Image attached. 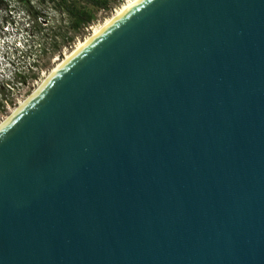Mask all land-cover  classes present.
<instances>
[{
    "label": "water",
    "instance_id": "water-1",
    "mask_svg": "<svg viewBox=\"0 0 264 264\" xmlns=\"http://www.w3.org/2000/svg\"><path fill=\"white\" fill-rule=\"evenodd\" d=\"M39 87L0 264H264V0H138Z\"/></svg>",
    "mask_w": 264,
    "mask_h": 264
},
{
    "label": "rangeland",
    "instance_id": "rangeland-1",
    "mask_svg": "<svg viewBox=\"0 0 264 264\" xmlns=\"http://www.w3.org/2000/svg\"><path fill=\"white\" fill-rule=\"evenodd\" d=\"M29 1L31 8H26L19 0H8L15 6L16 11L21 10L28 22L26 43L29 47L26 50L28 56L26 61L32 64L34 49L39 60V69L35 67L28 75L36 78L40 84L44 76L63 60L66 53L71 52L79 41L91 35L94 28L110 18L128 0H109L108 9L96 11L94 21L78 31L72 28L71 20L65 10L60 9L56 4L53 5L46 0ZM29 95L28 92L25 97Z\"/></svg>",
    "mask_w": 264,
    "mask_h": 264
},
{
    "label": "built area",
    "instance_id": "built-area-1",
    "mask_svg": "<svg viewBox=\"0 0 264 264\" xmlns=\"http://www.w3.org/2000/svg\"><path fill=\"white\" fill-rule=\"evenodd\" d=\"M0 2L1 124L10 116L12 110H16L20 102H24L39 87L36 78L28 75L35 67L39 69V60L34 49L32 64L26 61L28 58L26 50L29 47L26 39L29 26L21 10L16 11L15 6L8 0H0ZM28 92L30 95L25 97Z\"/></svg>",
    "mask_w": 264,
    "mask_h": 264
},
{
    "label": "trees",
    "instance_id": "trees-1",
    "mask_svg": "<svg viewBox=\"0 0 264 264\" xmlns=\"http://www.w3.org/2000/svg\"><path fill=\"white\" fill-rule=\"evenodd\" d=\"M45 1V0H43ZM60 9H64L71 20L74 31L88 26L95 19V12L106 11L109 0H46ZM26 8H31L29 0H19ZM1 5V2H0Z\"/></svg>",
    "mask_w": 264,
    "mask_h": 264
},
{
    "label": "bare ground",
    "instance_id": "bare-ground-1",
    "mask_svg": "<svg viewBox=\"0 0 264 264\" xmlns=\"http://www.w3.org/2000/svg\"><path fill=\"white\" fill-rule=\"evenodd\" d=\"M138 0H128V1H126L123 5H121L119 8H118V10H116L113 14H112V16L110 17V18H108L105 22H103L102 24H100L99 26H97L96 28H94L93 30H92V33H91V35H89L87 38H85L83 41H79L77 44H76V46L74 47V49L71 51V52H69V53H66L65 54V56H64V58H63V60H61V61H59L57 64H56V66L51 70V72H49V74H47L46 76H44V79L42 80V82L38 85V86H40V85H42L43 83H44V81L64 62V61H66L69 57H71L78 49H80L87 41H89L93 36H95L99 31H101L104 27H106L110 22H112L116 17H118L123 11H125L127 8H129L131 5H133L135 2H137ZM38 88H40V87H38ZM38 90V89H37ZM36 90V91H37ZM36 91L34 92V94L36 93ZM33 94V95H34ZM30 99V98H29ZM28 99V100H29ZM26 103V102H25ZM25 103H23V102H20V107L23 105V104H25ZM19 107V108H20ZM18 108V107H17ZM18 108V109H19ZM18 109H16V111L18 110ZM15 110H12V113L14 112H16ZM13 113V114H14ZM13 114H11V116L13 115ZM11 116H9V118L11 117ZM9 118H7V120L9 119Z\"/></svg>",
    "mask_w": 264,
    "mask_h": 264
}]
</instances>
